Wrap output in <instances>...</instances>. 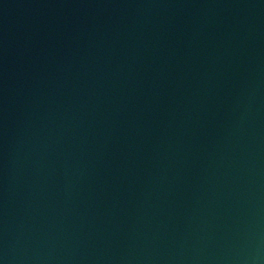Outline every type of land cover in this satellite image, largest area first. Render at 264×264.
I'll return each mask as SVG.
<instances>
[{
    "label": "water",
    "instance_id": "95a60500",
    "mask_svg": "<svg viewBox=\"0 0 264 264\" xmlns=\"http://www.w3.org/2000/svg\"><path fill=\"white\" fill-rule=\"evenodd\" d=\"M0 264H264V0H0Z\"/></svg>",
    "mask_w": 264,
    "mask_h": 264
}]
</instances>
